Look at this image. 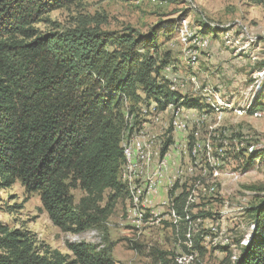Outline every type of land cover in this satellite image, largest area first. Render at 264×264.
I'll return each mask as SVG.
<instances>
[{"label":"rangeland","instance_id":"1","mask_svg":"<svg viewBox=\"0 0 264 264\" xmlns=\"http://www.w3.org/2000/svg\"><path fill=\"white\" fill-rule=\"evenodd\" d=\"M85 22L102 31L123 34L133 29L153 35L159 53H171L168 72L161 70L159 80L204 106L174 103L180 112L192 110V117L201 118L199 123L192 120L190 139L195 128L199 139L192 160L181 161L187 186L173 204L181 221L183 206L191 222L175 224L166 214L159 222L148 220L142 236L134 234L125 215L129 198L120 171L125 195L117 198L103 227L62 231L49 218L41 196L27 192L19 181L0 188V225L27 233L41 253H68L67 243L85 241L110 249L117 264H234L255 229L246 209L264 197V154L248 162L249 152L264 153V108L249 111L264 104V0L76 1L44 16L35 29L49 35ZM138 93L136 100L125 103L124 120L128 105L140 112L143 104L155 101L142 90ZM155 113L158 122L150 126L165 125L166 140L174 113L170 108L150 111ZM183 136L189 139V131ZM244 148L247 154H241ZM72 193L77 203L86 195L80 187ZM196 235L203 251L188 254L184 246L192 249Z\"/></svg>","mask_w":264,"mask_h":264},{"label":"trees","instance_id":"2","mask_svg":"<svg viewBox=\"0 0 264 264\" xmlns=\"http://www.w3.org/2000/svg\"><path fill=\"white\" fill-rule=\"evenodd\" d=\"M76 1L85 0H0V188L21 182L41 196L55 226L80 233L103 227L125 195L119 173L127 100L142 90L159 110L180 102L204 106L159 80L171 53H159L153 35L102 31L86 22L49 35L35 29L44 16ZM262 108L256 103L249 111ZM248 154L253 162L264 153ZM78 187L86 195L77 203L72 190ZM179 211L181 223H189L183 206ZM246 212L255 229L234 264H264V197ZM200 241L194 236L185 252L203 251ZM67 250L41 253L27 233L0 225V264H117L110 249L96 244L67 243Z\"/></svg>","mask_w":264,"mask_h":264},{"label":"bare ground","instance_id":"3","mask_svg":"<svg viewBox=\"0 0 264 264\" xmlns=\"http://www.w3.org/2000/svg\"><path fill=\"white\" fill-rule=\"evenodd\" d=\"M184 84L185 83H183V85ZM149 103L150 107L146 108V105H149ZM149 103L145 105L143 104L140 112H137L132 108V106L128 105V107H130V110L128 113L125 112L126 120L124 130L122 132V148L124 151L125 161L121 170V180L126 186V191L129 198V205L125 213L126 219L128 221H133L135 217V220L145 221L146 225L148 220H150L151 222H159L163 218H165V216H160V213L158 211L151 210L149 208L151 206V198L146 196L147 181L145 179V174L146 172H153L155 153L156 150H160L163 147L167 129L165 125L156 126V128L159 127L158 130L150 126V129H148V136H150L151 142H149V145L140 146V155L142 157H138V160L135 162L134 150L128 149V145L129 137L130 141H137V134L134 133L135 130H137L138 125H140V116L150 115V111H157L158 104L156 102L150 101ZM167 108H170L173 111L174 115L175 113L178 114V134L180 133L183 135H187V132L189 131L188 113H192V110H187V112H180V110L173 103L169 104L165 108V110ZM154 121L156 123L158 122V120L156 119H154ZM178 134L174 136V142L172 144L166 145V152L168 153H175L176 149L177 165L176 159H169V163H167V170L162 171V178L160 179V190H167L161 191V200H167L165 215H171L175 224L181 222V218L179 216V212L176 210V207L173 205L175 204L174 200L180 196V191L187 186L184 180L188 178L187 174L182 175V169L185 168L182 166L181 161L186 157L191 158L192 160V140ZM191 171L192 170H190V172ZM168 184H170L169 187ZM185 221L191 222V217L186 216ZM130 224L134 227L138 236H142L144 234V228H138V225H136V223Z\"/></svg>","mask_w":264,"mask_h":264},{"label":"built area","instance_id":"4","mask_svg":"<svg viewBox=\"0 0 264 264\" xmlns=\"http://www.w3.org/2000/svg\"><path fill=\"white\" fill-rule=\"evenodd\" d=\"M150 107L146 105V108ZM155 115H146L140 116V125H138L137 130H135L134 134H137V141H130L129 137V145L128 149L134 150V162L138 160V157H142L140 155V146L141 145H149L150 136H148V129H150V125L154 122ZM194 115V114H193ZM196 119V122H200L201 118L192 117V113H188V126H189V138L192 126V120ZM172 134H178V114L175 113L174 120L172 122V128L169 129V133L165 142H163V147L160 150H156L155 160H154V168L153 172H146L145 179L147 181V190L146 196L151 198V206L149 207L151 210H156L160 213V216H165V211L167 208V200H161V191L160 190V179L162 178V171L167 170V163H169V159H176L177 165V156L176 149L175 153L166 152V145H170V139ZM180 144V138H179ZM170 184H168L169 187ZM129 223H136L138 228H144V232H146L147 225L145 221L134 220L127 221ZM136 234V233H134Z\"/></svg>","mask_w":264,"mask_h":264}]
</instances>
